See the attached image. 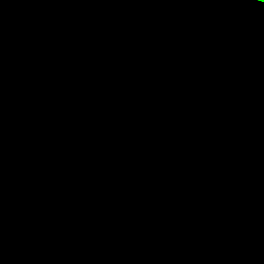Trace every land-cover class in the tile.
I'll list each match as a JSON object with an SVG mask.
<instances>
[{"label": "bare ground", "instance_id": "1", "mask_svg": "<svg viewBox=\"0 0 264 264\" xmlns=\"http://www.w3.org/2000/svg\"><path fill=\"white\" fill-rule=\"evenodd\" d=\"M99 1L63 9L75 16L56 36L15 11L20 0L0 11V72H19L0 76V194L16 211L48 218L21 229L32 239L12 263L72 264L91 243L101 253L93 264H149L155 253L168 264H264V0ZM59 56L74 69L93 59L99 111H74L90 95L47 93L51 80L46 93L33 90L39 78L28 79V68ZM199 82L240 88L185 133L155 138L154 124L132 133L130 121L158 122L151 104L175 107ZM155 83L163 86L154 101ZM151 240L163 250H148Z\"/></svg>", "mask_w": 264, "mask_h": 264}, {"label": "rangeland", "instance_id": "2", "mask_svg": "<svg viewBox=\"0 0 264 264\" xmlns=\"http://www.w3.org/2000/svg\"><path fill=\"white\" fill-rule=\"evenodd\" d=\"M97 3H100V1L99 0H20V4L19 5H17L16 7H13L14 8V10L16 11V9L19 7V6H22L23 8H24V10H27L28 12H31L32 13V16H33V19H35L36 21H37V25H39L40 27H42L43 29H44V34L43 35H45V36H48V34H50L51 36H56V34H55V30L57 29V28H61L62 27V24L65 22V21H71V20H73V16H75L73 13H71L70 11H66V12H63V9H65V8H67V9H69V8H74V7H78V8H81V9H83L84 11H86V10H88V9H90V8H92V5H95V4H97ZM6 9V8H8V5H7V0H4V1H0V11L2 10V9ZM15 11H13V13L15 12ZM11 14H9L8 13V16H10ZM19 18H21V17H19ZM89 22H92V21H89ZM104 26V25H103ZM9 36V35H8ZM94 40V37L93 38H90L89 39V41L88 42H92ZM143 53V57L144 58H147V56H149L150 54H153L154 53V49H151V50H149V51H144V52H142ZM137 55H139V54H137ZM126 56H123L122 57V59H123V61H125V62H128L127 60H126V58H125ZM34 58H36V56H33V58L32 59H34ZM121 57L120 56H117V57H113V60H118V59H120ZM62 56H59V57H57V58H54V57H45V58H43V64L42 65H33L32 67H31V69L30 68H28V70H27V73H28V77L27 76H25V73H24V78L25 77H27L28 79L30 78V79H34V78H41L40 80L38 79V83H37V85H33L32 86V88H33V90H36V92L38 93V92H42V93H46V91L44 92L43 91V88L45 89L47 86H48V84H49V81L51 80V81H53L54 83H53V85H52V87H49V89H48V91L49 92H47V93H52V91L53 90H55V92L53 93V94H55L56 93V95H59V94H69V93H72V92H75L76 90H78V91H83V92H85V93H88V95H90V99H87V100H84V102H81V103H79V105L77 106V107H74L73 105L72 106H70L74 111H76V110H80L81 112H83V113H86V114H89V113H93V112H97V111H99V108H102L103 107V102L105 101V99H104V97H102V96H100V95H98L97 94V92H93L94 91V88H95V86L98 84V82H93L92 83V81L94 80V77H93V72H91V63H92V61H93V59L90 57L87 61H81L80 62V64H81V67H80V69H74V67H73V65H72V61H70L69 63H67V61L65 62V63H62L63 62V60L64 59H62ZM33 68V69H32ZM16 70V71H15ZM13 69V70H11L12 72H10V70H6L3 74H8L9 72L10 73H12V74H18L19 72H17V69ZM1 72H0V76H1V78L3 77V74H2ZM34 73V74H33ZM5 80H7V79H5ZM48 80V81H47ZM7 81H10V80H7ZM6 81V82H7ZM200 84L201 83H203V82H199ZM47 84V85H46ZM136 84H138V83H136ZM198 85V83H197V85L195 84V86H189V89H190V87H192V89H193V91H192V89H190L191 91H190V93H189V96H188V99L186 100L185 99V97L187 98V95L186 96H184V98H183V96L181 97L182 99H180V100H178V101H181V102H179L178 104L176 103V106L175 107H171V106H174V105H171V106H169L168 105V103L166 104V102L165 103H161V104H159V106L160 107H164L165 105H167V106H165V108H162V110H158V108H159V106H158V103H155V104H151V106H150V110H151V108H152V110H154L153 112L154 113H156L155 115V118H153L152 120H156V121H158L156 124H155V121H154V123L151 121L150 123H149V121H146L147 123H141L140 121H138L140 124H141V126L142 127H140V125H139V123L137 122V121H135V120H133V121H130L129 123H128V125L129 126H135V128H133V130H132V133H137V131H135V130H138V132L139 133H141V132H143L144 131V129L145 128H147V126H152L153 124V126H155V125H161V126H157V128H156V126H155V129L154 128H152L151 130H152V132H154L155 131V134L154 135H156L155 136V138L156 137H160V138H163V137H165V134H166V132L165 131H167V130H169V132L167 133V134H169L168 136H172V134L173 133H175V135H179V133L181 132H187L188 130H190V128H192V127H197V125H200L201 123H202V121L203 120H201V118L203 119V117L205 116V115H207L208 113H209V111L211 112V110L213 111V109L215 110V108H217L218 106H220L222 103H224L223 105H226V102H229V100H223V97H224V99L225 98H227V99H229V98H231L232 97V95H233V93H235V91L237 90L238 91V89L240 88V87H238L237 88V86H233L232 87V90L231 89H229V90H227V91H224V90H226V89H221V90H217L216 89V87L217 88H219L218 86H219V84H218V86H217V84H216V82H215V84L216 85H214V83H213V86H212V84H211V86H210V84L209 83H203L202 85ZM44 85H46V87L44 86ZM35 86H36V89H35ZM38 86V87H37ZM162 84H160V83H155L153 86H152V88H151V90H150V93L151 94H153L154 95V97H153V100L155 101V99L157 98V97H160V96H162V94L161 93H159L161 90H162ZM222 86V85H221ZM43 87V88H42ZM37 88H38V90H37ZM52 88V89H51ZM86 88H88V89H86ZM237 88V89H236ZM51 89V90H50ZM215 89H216V91H215ZM236 89V90H235ZM56 90H57V92H56ZM259 90H261V87H259L258 88V91ZM59 91V92H58ZM120 91H123V90H120ZM237 91H236V93H237ZM214 92V93H213ZM57 93H59V94H57ZM191 93H194L193 95L191 94ZM190 94H191V97H190ZM228 94V95H227ZM222 95V96H221ZM226 96H228V97H226ZM35 98V97H34ZM184 99V100H183ZM230 100H232V99H230ZM184 101V102H183ZM186 101V102H185ZM216 102V103H215ZM222 102V103H221ZM31 103H34V102H31ZM215 103V104H214ZM219 103V104H218ZM37 104V103H36ZM165 104V105H164ZM229 104H230V102H229ZM156 105H157V107H156ZM163 105V106H162ZM204 106V107H203ZM211 106V107H210ZM217 106V107H216ZM261 106V105H260ZM259 106V107H260ZM166 107H168V108H166ZM170 107V108H169ZM259 107L258 108H254V110H259ZM262 107H264V106H262ZM156 108V109H155ZM209 108H211V109H209ZM223 108V107H222ZM171 109V110H170ZM184 109V110H183ZM157 110V111H156ZM177 112H176V111ZM260 110L262 111V110H264V109H261L260 108ZM19 111V110H18ZM18 111L16 110V112L18 113ZM156 111V112H155ZM174 111V112H173ZM200 111H202V112H200ZM207 111V112H206ZM217 111V110H216ZM216 111H213V112H215V114H216ZM198 112L200 113V114H198ZM23 112H21V114H17V115H14V116H11V118H9V119H5V121H13L15 118L17 119V118H19V116L20 117H22V115H24V114H22ZM175 113V114H174ZM212 113V112H211ZM173 114V115H172ZM203 114V115H202ZM205 114V115H204ZM19 115V116H18ZM176 115V116H175ZM178 115V116H177ZM201 115L203 116V117H201ZM257 115H259V114H256L254 117H251V119H260V118H264V116H262V115H259L260 116V118H259V116H257ZM169 116H170V118L171 117H173V116H175V117H173V118H169ZM13 117V118H12ZM146 118V117H145ZM168 118V119H167ZM174 118H176V120H178V121H176ZM189 118H191V119H189ZM1 119H3V120H1ZM15 119V120H16ZM158 119V120H157ZM164 119H166L165 121H164ZM170 119V120H169ZM174 119V120H173ZM182 121V122H184L183 124H182V122L180 121V120ZM185 119V120H184ZM188 119H189V121H188ZM194 119V120H193ZM211 119V118H210ZM143 120V119H142ZM159 120H161V121H159ZM168 120V121H167ZM184 120V121H183ZM193 120V121H192ZM200 121V123H199V121ZM1 121H4V118H2V117H0V122ZM164 121V122H163ZM173 121H174V126H173ZM180 121V122H179ZM198 121V122H197ZM249 121V120H248ZM168 122V125L166 124ZM170 122H172V123H170ZM196 122V123H195ZM209 122H210V120H209ZM152 123V124H151ZM188 124V126L186 127V125ZM199 123V124H198ZM164 124V125H163ZM165 124L167 125V126H165ZM180 124H181V126H180ZM192 124H193V126H192ZM203 124V123H202ZM147 125V126H146ZM180 126V128L181 129H178L177 128V126ZM183 125V126H182ZM196 125V126H195ZM178 126V127H179ZM192 126V127H191ZM261 126H264V125H261ZM160 127V128H159ZM165 127V128H164ZM171 127V128H170ZM183 127V128H182ZM189 127V128H188ZM124 128V127H123ZM137 128V129H136ZM163 128V129H162ZM176 128L178 129V130H176ZM188 128V129H187ZM260 128V127H259ZM154 129V130H153ZM184 131H183V130ZM198 129H200V128H198ZM147 130V129H146ZM150 130V131H151ZM172 130V131H171ZM131 131V130H130ZM148 132L147 134H151V132ZM129 132V131H128ZM128 132L126 133V134H128ZM170 133H171V135H170ZM133 134L132 136L134 137V138H136L137 136H138V134ZM159 134V135H158ZM163 134V135H162ZM166 134V135H167ZM111 135H113V137L112 138H114V139H112L111 141L112 142H114V143H117L118 144V142L120 141L121 142V139L120 138H122V137H120V135H119V137H118V135H116L115 134V132H111ZM128 135H130V134H128ZM163 137H162V136ZM126 137H127V135H125ZM136 136V137H135ZM168 136H166V137H168ZM199 135H197V137H196V140H193V142L195 141V142H197L199 139V137H198ZM128 137H130V136H128ZM153 137V136H152ZM152 137H150L151 139H152ZM176 137L177 136H175V138L174 137H170V139L169 140H165L166 142H168L169 141V143L170 142H174L175 140H176ZM205 137V136H204ZM154 138V139H155ZM157 138V139H158ZM117 139H120L119 141L117 140ZM143 139V138H142ZM150 139V140H151ZM153 139V140H154ZM195 139V138H194ZM141 140V139H140ZM150 140H146V141H150ZM124 142H125V140H123ZM122 141V142H123ZM152 141V140H151ZM150 141V142H151ZM208 140H206V142H207ZM119 142V143H120ZM123 142V143H124ZM205 142V143H206ZM208 144L207 145H209V143H210V147H211V142H210V140L207 142ZM122 144V143H121ZM120 144V145H121ZM197 144V143H196ZM104 147V148H103ZM103 147L101 148V149H103V153L105 152L104 150L106 149L105 148V145H103ZM143 148V147H142ZM107 154H108V152H107ZM112 154V155H111ZM113 154H114V152H110L109 154H108V157H112L113 156ZM106 155V154H105ZM104 154H102V156L103 157H107V155L105 156ZM170 156H168V155H166V157L164 156V159H166V160H168V159H171V158H169ZM160 161H162V160H160ZM159 161V162H160ZM162 164H164V166H165V163H162ZM161 164V167L163 166ZM166 167V166H165ZM23 175V174H22ZM20 177H22V176H20ZM104 182V181H103ZM100 187H101V185H100ZM99 186H98V188H100ZM3 194V193H2ZM4 195V194H3ZM3 195H1L0 194V264L2 263H10V264H13L12 262L14 261V260H18L19 258V256H18V253L17 252H19V251H21L22 249H23V247L25 246V243H24V241H27L28 239L30 240V239H32L31 237H25V236H23L22 235V230L23 229H27L28 230V226H32V225H37V222H38V225H39V223L41 222V221H48V218H45L44 217V213H42L41 212V210L38 212L39 214H38V216L37 217H34L33 215V217L31 216V215H29L30 213V211L28 210L27 212H26V210H18V211H16L17 209H13L12 208V204H10L6 199H5V196H3ZM6 208H8V209H6ZM21 211V212H20ZM24 211V212H23ZM131 211V212H130ZM26 212V213H25ZM4 213V214H3ZM24 213V214H23ZM122 213H125V212H123L122 211ZM12 214H13V216H12ZM15 214V215H14ZM132 214V210H129V212H128V214H127V216H130ZM17 215L19 216V215H22V218H20V219H18L17 220ZM25 215V216H24ZM24 217V218H23ZM43 217H44V219H43ZM26 218V219H25ZM30 218H32V219H30ZM29 219V220H28ZM37 219V220H36ZM45 219H47V220H45ZM27 220V221H26ZM25 221V222H24ZM28 221H29V223H28ZM24 223H26V224H24ZM11 224V225H10ZM27 225V226H26ZM35 225V226H36ZM77 225H79L78 224V222H75L74 223V226H77ZM93 225V224H92ZM10 226V227H9ZM94 226V225H93ZM145 227V226H144ZM13 229V230H12ZM22 229V230H21ZM144 230H146V228H143ZM8 230V231H7ZM12 232H11V231ZM5 233V234H4ZM38 234V233H37ZM39 234H40V232H39ZM38 234V235H39ZM21 235H22V237H21ZM38 235H36L34 238H37V236ZM57 235V234H56ZM55 234H54V237L56 236ZM15 236V237H14ZM52 236H53V234H52ZM93 241L95 242H98L99 241V234L96 232H94L93 233ZM13 237V238H12ZM15 238H17V239H15ZM15 239V240H14ZM98 241H97V240ZM6 240V241H5ZM9 240V241H8ZM15 242V243H14ZM155 244V242L153 241L152 242V240L150 241V243H148V244H146L147 246H148V250L149 249H157L158 251H161V249L163 250V247H162V245H159V244H157V246H158V248H156V244H155V247L153 246ZM10 245V246H9ZM12 245H14V246H12ZM90 245V246H89ZM87 244V246H86V244H84V245H82V247L83 248H81L79 251H80V253L78 254L79 256H78V258H80V257H82L83 255L85 256L86 254H88L89 252H92V251H88V250H91V248H93V247H91L92 245H91V243L90 244ZM151 245L153 246L152 248H150L151 247ZM88 246H89V248L90 249H87L88 248ZM161 246V247H160ZM14 250H13V249ZM16 248V249H15ZM84 249H86V250H84ZM4 250V251H3ZM11 250V251H10ZM5 251H6V253H5ZM78 251V252H79ZM14 252H15V254H14ZM86 252H88V253H86ZM12 253H13V255H12ZM17 253V254H16ZM27 253V252H26ZM25 253V254H26ZM4 254V256H2ZM22 254H24V252L22 253ZM90 254V253H89ZM12 255V256H11ZM16 255V256H15ZM157 257H156V256ZM155 255L153 254L152 255V257H150L149 259H148V257L146 258L147 260V262L148 261H151L150 263L151 264H164L165 262V264H168V262L165 260V258H163L162 259V257H163V255H159L158 256V253L156 254L155 253ZM3 257V258H2ZM13 257V258H12ZM14 257H16V258H14ZM4 258H5V260H4ZM11 258L13 259V260H11ZM153 258V259H152ZM160 258V259H159ZM2 259H3V261H2ZM159 261H158V260ZM23 260V259H22ZM22 260L18 263V264H22ZM2 261V262H1ZM5 261H7V262H5ZM9 261V262H8ZM149 263V262H148ZM149 263V264H150ZM73 264V263H72Z\"/></svg>", "mask_w": 264, "mask_h": 264}, {"label": "built area", "instance_id": "3", "mask_svg": "<svg viewBox=\"0 0 264 264\" xmlns=\"http://www.w3.org/2000/svg\"><path fill=\"white\" fill-rule=\"evenodd\" d=\"M101 253L98 250H92L90 254L80 257L76 262L73 264H93L100 260Z\"/></svg>", "mask_w": 264, "mask_h": 264}]
</instances>
